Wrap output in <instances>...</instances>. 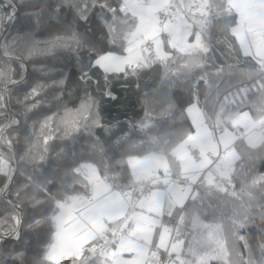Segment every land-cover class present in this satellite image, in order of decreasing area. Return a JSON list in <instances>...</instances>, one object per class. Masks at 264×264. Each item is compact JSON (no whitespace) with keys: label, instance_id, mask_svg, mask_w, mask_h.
<instances>
[{"label":"trees","instance_id":"obj_1","mask_svg":"<svg viewBox=\"0 0 264 264\" xmlns=\"http://www.w3.org/2000/svg\"><path fill=\"white\" fill-rule=\"evenodd\" d=\"M10 2L13 17L0 32V158L9 169L7 174L0 172V216L9 218L11 226L0 231L7 234L0 238V264H41L40 256L54 231L50 218L59 210L54 198L65 195L62 184L72 185L71 168L100 160L93 145L103 148L119 172L118 161L128 155L158 151L164 140L174 141L182 132L193 131L185 112L191 103H199L209 117H215L230 93L247 87L249 91L241 94L246 96L245 103L237 101L228 107L254 116L252 104L264 95L258 83L259 66L243 54L224 19L209 28L205 57L194 58L202 67L182 69L189 60L185 56L167 68L154 63L125 75L94 64L101 54H122L120 41L111 42L108 28L113 25L117 37L126 30L124 14L117 12L120 18L113 21L109 11L118 10L121 0ZM105 4L108 7H102ZM217 69L223 71L217 74ZM166 72L171 73L167 80ZM141 121L153 126L147 134L131 127ZM125 134L127 142H121ZM150 137L158 143H149ZM133 144L138 147L130 151ZM241 147L245 177L234 176L225 192L196 184L199 198L176 206L173 215L162 216V223L170 227L183 216L177 226L182 233L179 238L190 239L196 214L217 226L227 264H245L249 258L260 264L264 183L252 185V181L264 177V148L247 149L246 143ZM129 181L130 173L120 178L122 184ZM242 186V198L235 199L231 191L239 193ZM74 188L72 194L84 195L80 184ZM245 216V226L237 230L235 222ZM209 264L226 261L212 259Z\"/></svg>","mask_w":264,"mask_h":264},{"label":"snow or ice","instance_id":"obj_2","mask_svg":"<svg viewBox=\"0 0 264 264\" xmlns=\"http://www.w3.org/2000/svg\"><path fill=\"white\" fill-rule=\"evenodd\" d=\"M109 11L113 21L120 18L117 12L124 14L126 30L117 37L113 25H108L111 42L120 41L122 54L107 53L96 58L95 64L106 72L134 75L138 69L154 63L167 68L178 57L185 56L189 60L181 65L182 69L202 67L194 58L205 57L209 50L208 30L218 19H224L243 54L252 57L259 66L258 83L264 92V0H121L118 10L109 8ZM193 35L195 39L189 42ZM222 71L217 69V74ZM170 74L165 73V80ZM248 91L247 87H241L231 100L225 98L216 113L214 131L204 122L205 114L197 104H190L185 111L192 119L194 132H182L174 141L164 140L158 151L121 159L119 172L114 170L103 148L93 145L100 160L85 161L71 168L72 185L62 184L65 195L62 199L54 198L59 212L50 218L55 231L40 256L41 264H62L65 260H71L72 264H161L160 249L168 254V264H207L214 257L225 259L227 264V250L218 238L217 226L204 224L194 214L191 238L180 239L179 228L173 237V229L165 226L160 217L173 215L176 205L183 206L189 198L198 199L193 190L195 184L225 192L228 190L225 185L230 186L234 176H246L245 149L241 144L246 142L247 149L264 148V95L252 104L254 116L239 110L233 112L228 106L237 101L245 103L246 96L241 94ZM229 124L235 131H229ZM131 127L147 134L153 126L141 121ZM127 139L125 134L121 142ZM148 142L157 144L158 140L150 137ZM137 147L131 145L130 151ZM161 169L163 177L159 175ZM8 170L7 161L0 158V172L7 174ZM125 173H130L128 184L120 183ZM173 174L177 179L172 178ZM258 183H264V177L252 181V185ZM75 184L82 186L84 195L72 194ZM230 194L241 199L244 186L239 193L233 190ZM248 195L251 200V193ZM247 219L245 216L243 221L235 222L237 230L245 226ZM180 220L183 222L184 217ZM157 230L159 241L153 250V234ZM109 231L111 238L107 235ZM260 251V264H264V244ZM123 252L133 253L132 259L124 260ZM245 264L255 262L249 258Z\"/></svg>","mask_w":264,"mask_h":264},{"label":"built area","instance_id":"obj_3","mask_svg":"<svg viewBox=\"0 0 264 264\" xmlns=\"http://www.w3.org/2000/svg\"><path fill=\"white\" fill-rule=\"evenodd\" d=\"M12 9H13V5L10 2V0H2V3H0V32L2 31L4 26H6V24L12 19V17H13ZM11 15H12V17H11ZM207 123L210 126V128L214 131L215 130V128H214L215 121L212 118H207ZM174 179H177L176 175L174 176ZM232 183H233V181H232ZM195 185H193V189H194ZM136 195H138V194H136ZM180 221L181 220L179 218H177L175 223L170 227L171 229H173L172 236L175 235V233H176L175 230H176L178 223ZM109 238H111V236H109ZM160 260H161V264H168L169 257L165 251L162 253Z\"/></svg>","mask_w":264,"mask_h":264},{"label":"crops","instance_id":"obj_4","mask_svg":"<svg viewBox=\"0 0 264 264\" xmlns=\"http://www.w3.org/2000/svg\"><path fill=\"white\" fill-rule=\"evenodd\" d=\"M192 37V38H191ZM189 42H192L194 39H195V37H194V35L193 36H190L189 38ZM166 50H170V49H166ZM108 53H110V52H108ZM105 54H107V53H104V54H101V55H105ZM113 54H115V53H113ZM115 55H121V54H115ZM97 58V57H96ZM96 58H95V60H96ZM95 60H94V64H95ZM97 66H99V65H97ZM101 69H103V70H105L103 67H101V66H99ZM109 72H119V71H109ZM193 103H196L197 104V106H198V108L205 114V118H204V122L207 124V126L209 127V129L210 130H212L211 128H210V126L208 125V123H207V118H215L214 116H211V117H209L206 113H205V111H204V109H203V106L202 105H200L199 103H197V102H193ZM192 104V103H191ZM189 107V105L186 107V109ZM185 109V110H186ZM186 112V115L188 116V118L190 119V121L192 122V119L189 117V115H188V113H187V111H185ZM195 131V129L193 130V132ZM213 131V130H212ZM148 152H146V153H143V154H141V155H138V154H132L133 156H143V155H146ZM159 175L161 176V177H163V170L161 169L160 171H159ZM173 178V177H172ZM194 192L196 193V191L194 190ZM190 199V198H189ZM188 200H186V201H184V204L187 202ZM183 204V205H184ZM176 206H179V207H181L182 205H176ZM59 212V210L56 212V213H58ZM160 220L162 221V216L160 217ZM119 222H117V224H118ZM165 226H167L168 227V225H166V224H164ZM110 226H112V227H115L116 225L115 224H110ZM54 231H55V227H54ZM54 231H53V233H54ZM111 232V231H110ZM107 235H108V237L111 235V234H108L107 233ZM159 241V230H157V231H155L154 232V234H153V250H154V246H155V243L156 242H158ZM161 250H164V249H161ZM124 255H126V257H129V259L128 260H131L132 259V257H133V253H131V252H124L123 253ZM67 261H69V260H65V261H62V262H67Z\"/></svg>","mask_w":264,"mask_h":264},{"label":"rangeland","instance_id":"obj_5","mask_svg":"<svg viewBox=\"0 0 264 264\" xmlns=\"http://www.w3.org/2000/svg\"><path fill=\"white\" fill-rule=\"evenodd\" d=\"M12 15H13V9H12ZM12 15H11V17H12ZM7 25V24H6ZM234 26V25H233ZM238 91H236V92H234V93H230L229 94V96L227 97L228 99H232L233 98V96L237 93ZM218 112V111H217ZM244 112H246V111H244ZM216 119H217V117H216V114H215V118H213V120L215 121V123H216ZM228 129H229V131L230 132H232V131H235L234 129H232L231 128V125L229 124L228 125ZM241 131H243L242 129H241ZM246 143V142H245ZM130 155H132V154H130ZM129 156V155H128ZM127 156V157H128ZM127 157H126V159H127ZM24 196H26V197H28V192H26V193H24ZM180 216V215H179ZM178 216V217H179ZM39 222H41V220H38ZM203 222V221H202ZM17 223V222H16ZM204 224H207V223H205V222H203ZM11 225H10V221H9V218H7V217H5V215H3V216H0V231L2 230V229H6V228H9ZM5 235H7V234H2V233H0V238H2L3 236H5ZM181 239V238H180ZM221 244H222V242H221ZM223 245V244H222ZM124 253V252H123ZM121 254L122 255V257H123V259L124 260H128L129 259V257H126V255H124V254ZM175 257L173 256V259H174ZM212 259H219V258H211V259H209L208 261H207V264H209V262H210V260H212ZM70 261V260H69ZM69 261H67V262H65V263H68Z\"/></svg>","mask_w":264,"mask_h":264}]
</instances>
